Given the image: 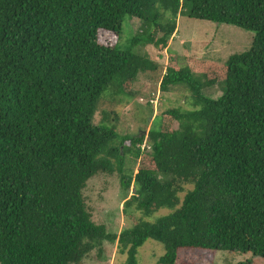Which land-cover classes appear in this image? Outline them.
I'll list each match as a JSON object with an SVG mask.
<instances>
[{
    "label": "trees",
    "instance_id": "trees-1",
    "mask_svg": "<svg viewBox=\"0 0 264 264\" xmlns=\"http://www.w3.org/2000/svg\"><path fill=\"white\" fill-rule=\"evenodd\" d=\"M179 15L253 32L219 71L221 94L205 93L204 73L168 66L159 88L186 90L188 108L158 114L147 134L96 123L105 94L132 97L125 83L157 69L134 47H166ZM132 17L138 31L120 40ZM168 116L177 128L163 129ZM102 172L132 184L119 233L87 210L83 189ZM148 239L164 249L154 264L183 250L264 264V0H0V264H82L104 241L141 264Z\"/></svg>",
    "mask_w": 264,
    "mask_h": 264
},
{
    "label": "rangeland",
    "instance_id": "rangeland-1",
    "mask_svg": "<svg viewBox=\"0 0 264 264\" xmlns=\"http://www.w3.org/2000/svg\"><path fill=\"white\" fill-rule=\"evenodd\" d=\"M124 22V30L120 40H124L139 29L140 21L132 17ZM107 35L100 38L101 41H109ZM253 32L229 24H219L204 19H195L186 15L177 17L176 32L172 35L166 47L158 48L152 44L143 46L136 45L134 51L146 54L149 58L157 62L156 70L139 73L129 85L133 93L132 97L115 96L111 99L107 93L101 99L94 114V121H104L117 129L121 134L136 135L147 134L153 126L155 116L169 108L181 106L188 108V92L182 88L172 93H163L160 88V80L165 72V68L171 66L180 68L188 66L195 69L198 74H205L206 80L213 79V84L204 89L205 93L211 97L221 94L217 83L220 79L219 71L224 72L225 60L234 53L243 52L251 46ZM117 39V38H116ZM223 74V73H222ZM149 100L150 105L145 103ZM111 111V112H106ZM164 121L163 129L171 130L178 126V122L168 116ZM166 123V124H165ZM148 146L145 142L142 148ZM133 159H138L131 155ZM131 156L126 155L125 169L128 166L133 173L138 170L139 160L133 162ZM131 160V161H130ZM132 194V184L129 189H125L121 184L120 174L99 173L89 179L83 189L87 210L92 216V220L98 224H104L108 231L119 233L120 230L131 225V220L122 212L123 202L126 197ZM184 192L180 195L182 196ZM162 209L155 213V216L165 213ZM135 217L142 216L138 212L132 211ZM155 216L144 217L145 220H153ZM161 243L153 239H148L139 247L137 258L141 264H154L158 257L163 254ZM248 255L231 254L230 252H217L211 260L204 258L201 262L194 261L191 253L183 250L178 254L176 264H236L244 261ZM125 255L119 253L117 242L110 243L104 241L101 251L93 249L83 259L82 264H123ZM193 260V261H191ZM195 262V263H193Z\"/></svg>",
    "mask_w": 264,
    "mask_h": 264
}]
</instances>
